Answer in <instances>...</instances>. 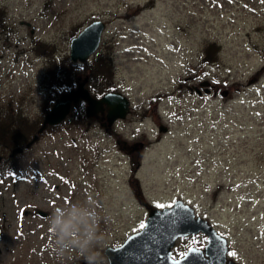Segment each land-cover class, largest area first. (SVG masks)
Returning a JSON list of instances; mask_svg holds the SVG:
<instances>
[{"label": "rangeland", "instance_id": "1", "mask_svg": "<svg viewBox=\"0 0 264 264\" xmlns=\"http://www.w3.org/2000/svg\"><path fill=\"white\" fill-rule=\"evenodd\" d=\"M0 7V113L42 124L56 96L43 81L60 74L71 36L93 19L105 28L78 78L91 91L88 65L106 58L113 85L130 98L124 119L108 129L97 117L77 120L82 101L31 146L0 151L18 164L13 176H0V264H85L77 242L90 231L95 264H108L106 245L139 230L149 207L176 199L226 233L244 264H264V0H0ZM200 79L213 86L189 92ZM73 212L84 219L62 238L54 221ZM196 240L175 248L182 253Z\"/></svg>", "mask_w": 264, "mask_h": 264}, {"label": "water", "instance_id": "2", "mask_svg": "<svg viewBox=\"0 0 264 264\" xmlns=\"http://www.w3.org/2000/svg\"><path fill=\"white\" fill-rule=\"evenodd\" d=\"M105 28V22L102 19H93L88 24L82 26L77 34L69 40L68 58L72 62H82L89 60L92 53L98 49L101 33ZM202 85L209 84L207 80L201 81ZM209 88L205 87L204 93ZM221 94H226L221 90ZM85 100L86 117H97L104 115L105 123L110 126L115 120L124 119L130 110V98L126 97L118 90L113 92L105 91L102 95L94 96L90 94V90L84 86V80L77 81L76 85L69 91L58 94L54 102L51 104L48 112L43 115L42 124L39 125L37 133L26 141L24 147L31 146L33 141L38 137L39 133L48 125L52 126L56 123L63 122V119L71 110L72 103L79 100ZM106 110V111H105ZM105 111V112H104ZM104 112V113H103ZM105 125V124H104ZM106 126V125H105ZM158 131H166L167 126L158 125ZM16 151H21L20 147H16ZM0 158L2 156L0 155ZM195 208L190 206L183 199L174 200L170 206L160 208L149 207L144 222L139 230L130 233L123 239L120 245H110L103 248V253L109 264H217L214 262L215 255L210 258H202L199 250L189 248L186 256L171 259L169 254L170 247L176 238L182 235L192 234L195 232L206 233L209 237L208 247L217 239L221 244L224 238L210 226L206 217L195 215ZM207 247V248H208ZM225 249V247H224ZM220 251L218 257H222L223 251ZM195 250V251H193ZM208 252L211 250L208 248Z\"/></svg>", "mask_w": 264, "mask_h": 264}, {"label": "trees", "instance_id": "3", "mask_svg": "<svg viewBox=\"0 0 264 264\" xmlns=\"http://www.w3.org/2000/svg\"><path fill=\"white\" fill-rule=\"evenodd\" d=\"M5 13L6 12L5 10H3V7H0V27L3 26V24L5 25L6 23ZM94 54L96 53L94 52L92 55ZM97 59L98 58H95L89 63L88 66L91 70V77H87L89 78V82L92 81V90L90 91V94L94 96L102 95V93L105 91L113 92V90H117V88H115L112 83V67L110 66L109 62L106 58H103L101 60ZM82 63L83 62H72L68 58L61 59L58 67L60 69V72L58 73L60 74H54L50 77V79H47L46 77L43 81V84L46 85V88L48 90H54V96L55 94L57 96L64 91H70L71 88L74 87V85L77 83V81H80V78H78V73L81 69ZM51 94V92L48 93V95ZM82 101L85 103V100L83 99L81 101L79 100L78 102ZM78 102H74L72 104L75 105ZM78 105L80 106V103ZM80 107L81 109L79 108V111L77 112V120H80L81 124H86L88 121L93 120L94 117H86L84 113V107ZM47 108L49 109L50 107L47 106L45 108L46 111L48 110ZM61 123L59 122L53 124L52 126L48 125L47 127H50V129H52L54 126ZM38 125L39 124L37 122H30L25 114H19V112L6 111L4 113H0V151L10 148L11 151L13 149V151L16 152V147L22 148L23 145L26 144V141L31 139L32 135L36 133L35 131ZM16 167H18V164L16 163L14 154L9 153L8 156L2 155V158H0L1 177H3L4 173L13 176L14 171L17 169Z\"/></svg>", "mask_w": 264, "mask_h": 264}, {"label": "flooded vegetation", "instance_id": "4", "mask_svg": "<svg viewBox=\"0 0 264 264\" xmlns=\"http://www.w3.org/2000/svg\"><path fill=\"white\" fill-rule=\"evenodd\" d=\"M201 81H204V80L203 79H200V80L195 81V83H192L191 85H188L187 86V89L189 90V92H191L193 94L196 93L197 95L206 94L207 92L206 93L203 92V90L205 89L206 86L203 87ZM212 86H213V83L209 82V84H208L209 89ZM97 118L100 119V124L103 127H104V124L107 126V124L105 123L106 118H105L104 115L100 116L98 114ZM161 121H163V120H161ZM159 124L160 123H158L157 126ZM109 127H111V125L110 126H107V129ZM167 128H168V126H167ZM137 158H138V160H137V162H135L136 165H138L139 164V161H140L139 156ZM196 214L197 213H195V215ZM208 221H209V219H208ZM209 224H210V226H213V227L216 228L215 230L217 231L218 234H220V237L224 238L222 244H221L220 239H217V240H215L213 242L212 245H209V247H208L209 237H208V235L206 233H203V232L202 233L195 232V233H192V234H186V235H182V237H179L178 236L176 238L175 242H173L172 247H170V252H171L169 254L170 258L171 259H175V258H178V257L181 258V257H183V254L186 251L189 250V248L190 249L191 248H195L197 251L199 250V253H200V255H201L202 258L211 260L210 253H211V255H215L216 258H215L214 262L217 263V264H244V262L242 261V259L239 256H237V253H236L237 251L234 250V247L231 245L230 237L227 236L226 233H223L222 231H220V228L217 227L214 223H210L209 222ZM192 236L196 237L197 240L194 241V242H192L191 244H188L186 246L185 250L182 253L180 252V250H178V249L175 248L176 247V242L178 243L182 239H186V238L192 237ZM112 246H114V245H112ZM207 247L211 250V252H208L207 251V249H208ZM224 247H225V249H224ZM223 249H224V251H223L222 257L220 258V257H218V255L220 254V251H222ZM229 252H234L236 255L235 256H229L228 255Z\"/></svg>", "mask_w": 264, "mask_h": 264}, {"label": "clouds", "instance_id": "5", "mask_svg": "<svg viewBox=\"0 0 264 264\" xmlns=\"http://www.w3.org/2000/svg\"><path fill=\"white\" fill-rule=\"evenodd\" d=\"M83 219L84 215L82 213L77 212H73L71 218L67 220L60 218V216L58 215L56 220L54 221V228L59 230L62 238L69 237L71 236L75 228L74 221H82ZM77 243L82 255H84V253H88L84 256L85 264H95L96 256L93 251L95 247L93 245V233L91 231L88 232L84 239Z\"/></svg>", "mask_w": 264, "mask_h": 264}, {"label": "snow or ice", "instance_id": "6", "mask_svg": "<svg viewBox=\"0 0 264 264\" xmlns=\"http://www.w3.org/2000/svg\"><path fill=\"white\" fill-rule=\"evenodd\" d=\"M161 207H163V205H161ZM193 251H195V250H193ZM183 255L186 256L187 253H184ZM228 255L229 256H235L236 254L234 252H229Z\"/></svg>", "mask_w": 264, "mask_h": 264}]
</instances>
